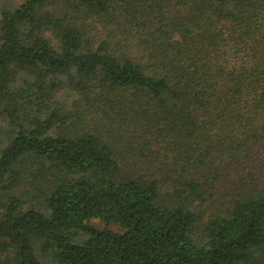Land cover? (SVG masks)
<instances>
[{"label":"trees","instance_id":"trees-1","mask_svg":"<svg viewBox=\"0 0 264 264\" xmlns=\"http://www.w3.org/2000/svg\"><path fill=\"white\" fill-rule=\"evenodd\" d=\"M45 260L264 264V0L2 9L0 264Z\"/></svg>","mask_w":264,"mask_h":264},{"label":"rangeland","instance_id":"rangeland-1","mask_svg":"<svg viewBox=\"0 0 264 264\" xmlns=\"http://www.w3.org/2000/svg\"><path fill=\"white\" fill-rule=\"evenodd\" d=\"M26 0H0V12L2 11V9H4V7H18V6H21L22 4L25 3ZM53 43L54 45L56 46L57 45V41L53 39ZM64 99V98H63ZM97 226L99 228H104V225L100 222L97 223ZM112 230L116 231V232H122L121 228L118 227V226H112L111 227ZM86 238L84 236H77L76 237V240L81 242V241H84ZM45 264H54L51 260L50 262H48L47 260L44 261Z\"/></svg>","mask_w":264,"mask_h":264}]
</instances>
